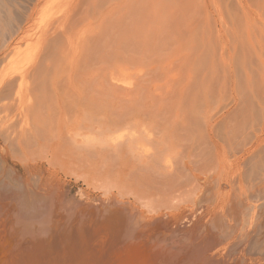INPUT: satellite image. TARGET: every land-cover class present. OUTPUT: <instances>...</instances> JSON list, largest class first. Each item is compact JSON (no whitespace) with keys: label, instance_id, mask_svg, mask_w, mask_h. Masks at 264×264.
Instances as JSON below:
<instances>
[{"label":"rangeland","instance_id":"rangeland-1","mask_svg":"<svg viewBox=\"0 0 264 264\" xmlns=\"http://www.w3.org/2000/svg\"><path fill=\"white\" fill-rule=\"evenodd\" d=\"M2 1L0 264H264V0Z\"/></svg>","mask_w":264,"mask_h":264},{"label":"bare ground","instance_id":"bare-ground-1","mask_svg":"<svg viewBox=\"0 0 264 264\" xmlns=\"http://www.w3.org/2000/svg\"><path fill=\"white\" fill-rule=\"evenodd\" d=\"M6 3V2H5ZM177 3V2H176ZM4 2L0 0V12L4 9ZM1 18V17H0ZM136 20V19H135ZM137 21V20H136ZM95 75V74H94Z\"/></svg>","mask_w":264,"mask_h":264}]
</instances>
